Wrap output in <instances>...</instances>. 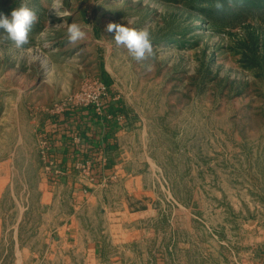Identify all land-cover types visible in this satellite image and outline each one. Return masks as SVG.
I'll list each match as a JSON object with an SVG mask.
<instances>
[{
  "label": "rangeland",
  "instance_id": "obj_1",
  "mask_svg": "<svg viewBox=\"0 0 264 264\" xmlns=\"http://www.w3.org/2000/svg\"><path fill=\"white\" fill-rule=\"evenodd\" d=\"M217 2L0 0V13L25 3L38 17L29 44L0 43V264L54 211L42 122L108 98L158 243L178 264L243 263L264 227V7ZM72 22L87 33L75 45ZM109 23L147 27L154 55L133 60Z\"/></svg>",
  "mask_w": 264,
  "mask_h": 264
},
{
  "label": "crops",
  "instance_id": "obj_2",
  "mask_svg": "<svg viewBox=\"0 0 264 264\" xmlns=\"http://www.w3.org/2000/svg\"><path fill=\"white\" fill-rule=\"evenodd\" d=\"M106 101L105 114L80 106L42 122L43 147L48 142L54 160L46 183L54 211L47 225L38 218L35 246L18 245L15 264H178L172 246L156 239L154 199L140 195L144 175L130 162L125 117L109 118L118 107ZM87 159L90 175L78 165ZM259 232L242 264H264V227Z\"/></svg>",
  "mask_w": 264,
  "mask_h": 264
},
{
  "label": "clouds",
  "instance_id": "obj_3",
  "mask_svg": "<svg viewBox=\"0 0 264 264\" xmlns=\"http://www.w3.org/2000/svg\"><path fill=\"white\" fill-rule=\"evenodd\" d=\"M217 10H223V4L217 2ZM36 12L21 3L14 8L10 16L0 13V43L10 41L17 49L29 44V33L37 22ZM109 33H115L114 41L117 46H124L133 60L140 62L154 55L151 34L147 27L140 29L131 28L121 23H109L106 27ZM87 33L81 25L72 22L67 25V41L69 44H77L86 38ZM149 70L151 67L149 66Z\"/></svg>",
  "mask_w": 264,
  "mask_h": 264
},
{
  "label": "built area",
  "instance_id": "obj_4",
  "mask_svg": "<svg viewBox=\"0 0 264 264\" xmlns=\"http://www.w3.org/2000/svg\"><path fill=\"white\" fill-rule=\"evenodd\" d=\"M104 90H105V86H103V91H102L103 93H102V95L105 94ZM94 101H95V104L93 102V103L89 104V106H93V108L95 109V111H97L98 113H103L104 112V114H105L106 110L104 109L105 108L104 107V104L103 105L101 104L102 100H101V102H99L98 100H94ZM107 115H108L109 118H112L113 117L110 113H108ZM117 119L118 120H122L123 119V116L120 115ZM47 146H48V142L44 143L43 153H44V157L46 158L47 163L49 162L48 163V166L50 168V166H52L54 164V160L53 159H49L50 156H48V153H47V150H46ZM91 162H92L91 160H88L87 159L86 161H83L81 163L80 162L78 163L79 169H81V171H82L83 174L90 175L89 173H90V170H91Z\"/></svg>",
  "mask_w": 264,
  "mask_h": 264
},
{
  "label": "trees",
  "instance_id": "obj_5",
  "mask_svg": "<svg viewBox=\"0 0 264 264\" xmlns=\"http://www.w3.org/2000/svg\"><path fill=\"white\" fill-rule=\"evenodd\" d=\"M196 1L199 3L205 4L209 2H214L216 0H196ZM219 1H222L224 3L223 10H221L220 12H227L229 8L226 9L228 7V5L226 6V4L227 3L230 4V2H234L237 5L236 7L239 9H248L249 12H254L257 9L264 7V0H219ZM209 10H211V12H214V13H219L216 10V8H209Z\"/></svg>",
  "mask_w": 264,
  "mask_h": 264
}]
</instances>
